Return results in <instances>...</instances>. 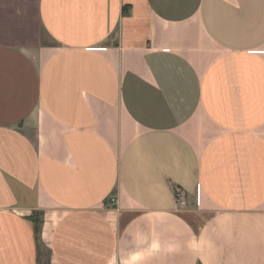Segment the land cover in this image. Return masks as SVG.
<instances>
[{"label":"crops","instance_id":"0c3cea01","mask_svg":"<svg viewBox=\"0 0 264 264\" xmlns=\"http://www.w3.org/2000/svg\"><path fill=\"white\" fill-rule=\"evenodd\" d=\"M46 263L264 264V0H0V264Z\"/></svg>","mask_w":264,"mask_h":264},{"label":"built area","instance_id":"2783aa9c","mask_svg":"<svg viewBox=\"0 0 264 264\" xmlns=\"http://www.w3.org/2000/svg\"><path fill=\"white\" fill-rule=\"evenodd\" d=\"M174 196H175L176 204H178L180 206L185 205V198H184L183 192L180 188L176 187L174 189Z\"/></svg>","mask_w":264,"mask_h":264},{"label":"trees","instance_id":"16d2710c","mask_svg":"<svg viewBox=\"0 0 264 264\" xmlns=\"http://www.w3.org/2000/svg\"><path fill=\"white\" fill-rule=\"evenodd\" d=\"M41 216L38 214L37 216L34 217V224H35V233L38 236L39 231H40V226H41ZM47 264V263H46Z\"/></svg>","mask_w":264,"mask_h":264}]
</instances>
